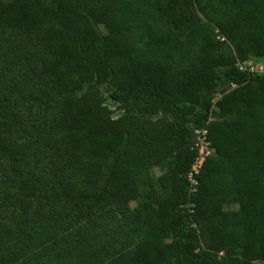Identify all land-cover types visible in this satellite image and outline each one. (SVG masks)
<instances>
[{
	"label": "trees",
	"instance_id": "1",
	"mask_svg": "<svg viewBox=\"0 0 264 264\" xmlns=\"http://www.w3.org/2000/svg\"><path fill=\"white\" fill-rule=\"evenodd\" d=\"M0 31L34 46L28 140L59 206L0 223V264L264 261V73L239 68L264 58V0H0ZM19 110L0 150L34 122ZM198 129L215 153L191 187Z\"/></svg>",
	"mask_w": 264,
	"mask_h": 264
},
{
	"label": "rangeland",
	"instance_id": "2",
	"mask_svg": "<svg viewBox=\"0 0 264 264\" xmlns=\"http://www.w3.org/2000/svg\"><path fill=\"white\" fill-rule=\"evenodd\" d=\"M159 18L161 26L167 28L169 25L165 11H159ZM185 33L187 32H184L185 36L188 35ZM34 50L32 43L24 42L11 34L0 31V114L10 110L20 109L19 111H23L26 108L27 116L34 119V122L30 123V127L24 128L23 132L19 130L12 134L11 140L5 143L3 149L0 150V223L5 224L8 228L19 226L28 218L32 222L39 220V208L41 214L42 210L49 207L48 205H51L55 212L59 207L55 202L46 203L50 199V194L47 190L48 185L42 177L47 174V171L41 165H37L36 153L30 148L28 140L29 137L35 138L39 125H41L40 114L37 111L38 105L34 102L35 96H33L35 92L32 85L35 81L31 80L35 76L30 67ZM251 65L253 72L264 73V58L251 59ZM34 87H36V83ZM76 88L78 92L83 91L81 85H77ZM99 93L104 96L105 105L112 112V117H120L122 112L105 90L99 89ZM220 97V93H216L213 109L216 108L215 103ZM198 131L201 132L203 129L201 131L198 129ZM206 143L209 144L207 140ZM208 146V149L213 150L210 144ZM214 153V150L211 151V156ZM162 174V170L158 167H153L150 170V177L153 180L161 177ZM136 205L137 202H133L130 206L134 208ZM51 208L49 207V209ZM236 208L237 206L234 204L225 207L226 210ZM40 235L44 236L43 241H46L50 236V231L41 229ZM1 248L3 249L2 243H0ZM154 264H171L168 253L160 255ZM254 264H264V261H256Z\"/></svg>",
	"mask_w": 264,
	"mask_h": 264
},
{
	"label": "built area",
	"instance_id": "3",
	"mask_svg": "<svg viewBox=\"0 0 264 264\" xmlns=\"http://www.w3.org/2000/svg\"><path fill=\"white\" fill-rule=\"evenodd\" d=\"M239 68L241 70H246V71H249L251 73H258V72H253L251 60H247V61L243 62L242 64H239ZM258 74H262V73H258ZM194 133L196 135L194 145L198 151V154H197V157L195 158L194 163L192 164L190 172L188 173V176H187L188 182H189L191 187H193L196 184L194 176L199 173L200 169L202 168L203 163L205 162V160L208 157L211 156V151H213V150L208 149L209 144L206 143V138H205L206 131L205 130H203L201 132H199L198 130H195ZM199 137H201L203 140L200 139Z\"/></svg>",
	"mask_w": 264,
	"mask_h": 264
}]
</instances>
